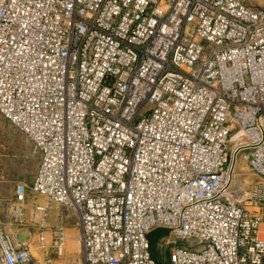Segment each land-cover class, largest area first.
I'll list each match as a JSON object with an SVG mask.
<instances>
[{
    "label": "built area",
    "instance_id": "obj_1",
    "mask_svg": "<svg viewBox=\"0 0 264 264\" xmlns=\"http://www.w3.org/2000/svg\"><path fill=\"white\" fill-rule=\"evenodd\" d=\"M0 113L39 156L41 227L67 264H264V8L246 0H0ZM238 154L253 174L233 187ZM27 184L4 202L23 225ZM65 214L51 229L63 252ZM39 231V241L44 239ZM0 222V264H53Z\"/></svg>",
    "mask_w": 264,
    "mask_h": 264
},
{
    "label": "rangeland",
    "instance_id": "obj_2",
    "mask_svg": "<svg viewBox=\"0 0 264 264\" xmlns=\"http://www.w3.org/2000/svg\"><path fill=\"white\" fill-rule=\"evenodd\" d=\"M248 3L264 8V0H246ZM39 156L32 150L31 140L26 134L11 120L0 113V222L4 229L13 235L15 241L28 240L31 252L38 256L43 251L53 253L51 245V229L56 223H60V214H65L61 223L65 226V246L68 254L66 257H77L79 254V241L77 239L78 226L74 214L61 204L53 203L47 211L44 219L45 226L41 227L37 221L31 219V210L36 202H43L44 196L30 188ZM246 159L242 154H238L236 169L233 180L235 189L243 188L246 182L253 179ZM17 182L27 184L26 197L24 201L25 224L18 225L10 221L4 209V202L7 198L13 197L14 187ZM67 225V226H66ZM264 227V224H262ZM44 229V239L39 241V231ZM169 230L162 226H156L148 234L151 242V252L156 264H170L168 258V248L171 243L166 242ZM170 234V239H175L179 245L195 244L198 240L194 237H176ZM72 236L69 242L68 236ZM62 252V255L65 251ZM67 262V260H66Z\"/></svg>",
    "mask_w": 264,
    "mask_h": 264
},
{
    "label": "crops",
    "instance_id": "obj_3",
    "mask_svg": "<svg viewBox=\"0 0 264 264\" xmlns=\"http://www.w3.org/2000/svg\"><path fill=\"white\" fill-rule=\"evenodd\" d=\"M264 224V223H263ZM67 226V225H66ZM158 227V226H157ZM163 227V226H162ZM153 230V229H152ZM151 230V231H152ZM64 231H65V226H64ZM150 231V232H151ZM149 232V233H150ZM262 234H264V231L262 232ZM78 236V235H77ZM67 237H66V233H65V239H66ZM65 239H64V242H63V250L66 248V246H65ZM68 239H69V242H71V239H72V236H68ZM77 239H78V237H77ZM149 241H150V239H149ZM150 246H151V242H150ZM150 249H151V247H150ZM48 251H43L40 255H39V258H41V259H43V258H45L47 255H51V252L50 253H47ZM53 253H54V250H53ZM68 254H71V253H68L67 251H66V249H65V251H64V253H63V255H62V253L60 254V255H56V254H53L52 256H53V264H67V262H66V260H67V258L68 257H66Z\"/></svg>",
    "mask_w": 264,
    "mask_h": 264
},
{
    "label": "trees",
    "instance_id": "obj_4",
    "mask_svg": "<svg viewBox=\"0 0 264 264\" xmlns=\"http://www.w3.org/2000/svg\"><path fill=\"white\" fill-rule=\"evenodd\" d=\"M151 247V246H150Z\"/></svg>",
    "mask_w": 264,
    "mask_h": 264
}]
</instances>
